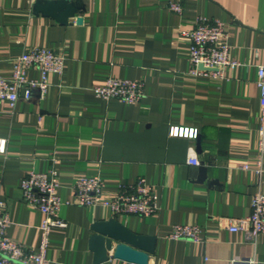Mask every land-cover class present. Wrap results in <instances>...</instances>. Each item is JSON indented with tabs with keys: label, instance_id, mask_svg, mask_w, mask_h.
I'll return each mask as SVG.
<instances>
[{
	"label": "crops",
	"instance_id": "obj_1",
	"mask_svg": "<svg viewBox=\"0 0 264 264\" xmlns=\"http://www.w3.org/2000/svg\"><path fill=\"white\" fill-rule=\"evenodd\" d=\"M34 2L0 0V76L9 77L15 57L30 47L63 51L66 61L62 74H49L45 94L33 88L15 105L0 100V136L8 139L0 153V199L11 219L8 236L38 247L43 215L26 202L21 180L56 165L64 201L75 199L79 177L100 176L107 196L145 177L159 190L160 210L114 215L102 204H64L67 226L51 232V264H135L115 257L114 248L95 261L92 225L110 217L156 237L149 264H251L252 258L264 264V234L248 239L226 227V217L249 215L253 194L264 192V173L253 168L264 0H84L82 22L73 17L66 24L34 13ZM198 16L226 22L231 58L240 62L227 68L226 79L188 74L190 41L178 28L193 27ZM29 75L40 78L36 69ZM110 76L141 79L145 96L139 103L97 97L93 87ZM172 125L198 128L199 135L172 136ZM192 155L200 165L189 163ZM176 224L199 225L201 241L170 238Z\"/></svg>",
	"mask_w": 264,
	"mask_h": 264
},
{
	"label": "built area",
	"instance_id": "obj_2",
	"mask_svg": "<svg viewBox=\"0 0 264 264\" xmlns=\"http://www.w3.org/2000/svg\"><path fill=\"white\" fill-rule=\"evenodd\" d=\"M169 7L178 13L183 12V5L170 1ZM178 34L190 41L189 75L207 76L221 80L227 78V68L240 64L231 58V45L226 22L220 18L198 16L191 28H178ZM264 50V47H263ZM66 54L50 47H30L15 57L9 77L0 76V100L15 105L19 97L29 98L33 88H39L45 94L50 86L49 74H62L65 69ZM36 69L40 78H32L29 71ZM256 83L260 94V126L257 160L254 169L264 173V61L257 65ZM97 97L118 99L129 103H139L145 96V84L141 79H129L110 76L106 82L93 87ZM170 135L197 138L198 128L172 125ZM7 137L0 136V153H6ZM189 163L200 165L197 155L189 158ZM245 168L251 165L244 163ZM55 165L46 172L29 171L22 178L21 186L26 202L38 208L42 215L39 225L40 241L36 249H27L21 242L7 234L11 224L6 202L0 199V264H51L47 256L51 232L58 227H66L67 221L60 215L64 204L79 205L102 204L109 207L114 215H156L160 210V193L156 185L145 177H138L134 182L123 183L117 193L107 196L100 176H83L74 183L75 199L64 201L59 194L60 176ZM251 213L241 217H226V227L231 231H243L248 239H255L264 234V192L257 190L252 196ZM202 228L195 224H176L169 237L193 242L201 241ZM255 258L249 259L254 263Z\"/></svg>",
	"mask_w": 264,
	"mask_h": 264
},
{
	"label": "water",
	"instance_id": "obj_3",
	"mask_svg": "<svg viewBox=\"0 0 264 264\" xmlns=\"http://www.w3.org/2000/svg\"><path fill=\"white\" fill-rule=\"evenodd\" d=\"M84 10V0H35L33 5L34 13L53 17L64 24L73 17L82 22L81 13ZM200 147L199 144V151ZM202 171L205 173V169ZM92 229L90 247L95 252L96 262L108 259L109 250L114 248L115 257L135 264H149L150 254L155 251L154 235L136 233L116 217L95 221Z\"/></svg>",
	"mask_w": 264,
	"mask_h": 264
}]
</instances>
